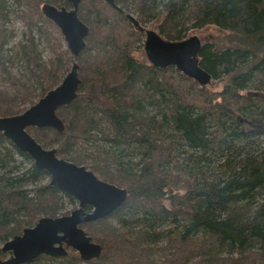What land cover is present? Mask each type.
Masks as SVG:
<instances>
[{"label":"trees","instance_id":"1","mask_svg":"<svg viewBox=\"0 0 264 264\" xmlns=\"http://www.w3.org/2000/svg\"><path fill=\"white\" fill-rule=\"evenodd\" d=\"M14 1L24 5L19 15L29 32L35 27L50 48L48 62L34 48L24 56L41 97L73 61L62 38L42 25L56 29L41 6L68 3ZM161 1L114 0L120 9L106 0L80 1L89 33L76 58L77 95L56 110L62 131L43 127L34 135L58 156L72 146L94 161L119 155L116 173L99 162L87 167L127 197L111 214L82 224L102 246L98 258L83 261L69 249L25 264H264V0L164 1L157 31L165 39L209 25L227 33L226 44L203 42L199 53L219 90L134 56L144 33L126 14L133 8L140 24L150 21ZM1 15L0 8V21ZM4 41L0 28V59ZM252 84L255 90H245ZM66 200L74 202L0 132V258L8 255L1 250L6 240L42 216L64 214Z\"/></svg>","mask_w":264,"mask_h":264},{"label":"water","instance_id":"2","mask_svg":"<svg viewBox=\"0 0 264 264\" xmlns=\"http://www.w3.org/2000/svg\"><path fill=\"white\" fill-rule=\"evenodd\" d=\"M80 1L66 0L68 6L52 3L41 6L43 15L58 27L63 36L73 59L70 69L55 87L26 110L15 115L0 116V132L19 150L27 153L36 167L49 174L52 185L70 194L77 201V207L68 214L42 216L34 225L23 228L19 234L6 240L1 250L9 255L0 258V264L30 263L41 255L65 256L68 254L66 247L75 250L83 261L98 258L102 246L93 241L82 224L111 214L127 197L125 188L99 178L85 165L59 157L55 147L42 146L27 131L29 126L52 127L57 131L64 129L56 110L69 104L77 95L80 78L76 58L84 49L89 33V26L78 16ZM106 1L120 9L114 0ZM126 16L144 33L145 56L153 66H173L201 86L210 83L211 74L200 66L202 40L198 35L168 40L156 30L142 26L133 14L127 13ZM87 206L89 210L85 209Z\"/></svg>","mask_w":264,"mask_h":264},{"label":"rangeland","instance_id":"3","mask_svg":"<svg viewBox=\"0 0 264 264\" xmlns=\"http://www.w3.org/2000/svg\"><path fill=\"white\" fill-rule=\"evenodd\" d=\"M164 1L158 3L152 9V12L157 14L156 17L154 16V18H152L150 21L142 22V26L157 31L159 19L157 16L163 13ZM1 4L2 5H0V8L2 15L0 28L4 31L5 41L1 51L3 57L0 59V108L5 111V114L3 116H10L23 112L40 98V86L32 77L30 70L25 63L24 56L30 55V48H34L40 54L41 60L44 62H48V59L50 57V48L44 36H40L37 33L35 27L32 28L31 33L26 28L22 18L19 15L20 10H23L24 8L23 4L18 3L14 0H4ZM128 13L133 14L137 18L136 12L133 8L129 9ZM42 25L50 32L53 31L54 36L62 38L61 43L65 47L62 34L57 26L56 29H53V27L49 26V24L45 20H43ZM192 34L198 35L202 42L216 41L219 44H226L227 42V33L219 31L212 25L200 29L191 30L188 32L186 37H189ZM30 38H32V42L29 41ZM133 54L138 59L147 60L144 52V38L143 41L141 40L136 44ZM70 67L71 63L69 64L67 71L70 69ZM38 78L41 79V76L38 75ZM214 81L211 82L213 83ZM212 83L208 84L211 89L219 90L221 88L222 83ZM246 89L255 90L253 84L248 85L245 90ZM31 127L37 128L36 132H30L27 130L34 138L36 137L34 134L43 135L44 131L42 128L34 126ZM72 147V149L63 152V154H61V156L59 157L65 159L69 157L72 159L71 162L76 164H79L81 162L82 165H85L86 167L88 163L99 162L106 172L109 171L110 173H116L115 170L117 168V165H119L118 163H116V160L117 158H119V155L111 156L110 158H108V160H100V158H98L96 159V161H94L91 154L82 151L79 147ZM15 156L16 162L22 161L23 164H28V161L23 156H18L17 154H15ZM120 158L121 161L126 163L129 159V156L125 154L124 156H120ZM131 158L132 160H137L138 157L136 155H133ZM87 168L90 169L89 167ZM45 181H48V179H46ZM75 207H77V201L75 199L72 203L66 200L64 214L69 213ZM7 256L8 255H6L5 257Z\"/></svg>","mask_w":264,"mask_h":264}]
</instances>
